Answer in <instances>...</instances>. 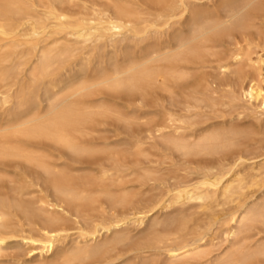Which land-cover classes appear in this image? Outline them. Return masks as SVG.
<instances>
[{"label": "bare ground", "instance_id": "obj_1", "mask_svg": "<svg viewBox=\"0 0 264 264\" xmlns=\"http://www.w3.org/2000/svg\"><path fill=\"white\" fill-rule=\"evenodd\" d=\"M251 33L264 41V0H0V264L145 251L140 264H264V86L242 74ZM99 93L158 95L163 116L88 102ZM34 100L45 103L29 113ZM95 116L133 140L89 146ZM92 156L102 162L84 172Z\"/></svg>", "mask_w": 264, "mask_h": 264}, {"label": "rangeland", "instance_id": "obj_2", "mask_svg": "<svg viewBox=\"0 0 264 264\" xmlns=\"http://www.w3.org/2000/svg\"><path fill=\"white\" fill-rule=\"evenodd\" d=\"M218 1V0H217ZM255 35V33H251L248 37H249V39L251 40L250 42H251V46H250V50L252 51H250L249 50V56H250V61L248 62V64L246 65V67H243V71H242V74H243V76H245L244 77V83H247V80H249V81H252L253 83H255V84H262V86H264V60H262V62H257L258 61V57L259 56H261V59H264V58H262V57H264V49H262V48H264V41H262L261 39H260V41H259V36L257 35ZM251 35H252V37H251ZM255 37H257V38H255ZM255 41V42H254ZM243 44H245V42H242ZM254 45H253V44ZM258 44H259V46H258ZM252 45H253V47H252ZM262 45V46H261ZM252 47V48H251ZM262 47V48H261ZM255 50V51H254ZM250 52L252 53V54H250ZM254 58H255V60H256V63H255V60H254ZM257 58V59H256ZM253 61V62H252ZM97 67V65L95 64V65H92V67H89V68H87L86 67V70H88V71H85V73L84 74H91L92 73V70H94L96 67ZM77 69H74L72 72L71 71H69L70 72V74H69V72H66V73H64L63 74V78H62V76H61V80H65L66 78V81L67 80H69L70 78L72 79L74 76H75V74L77 75V73H79V72H81V71H76ZM84 72V71H83ZM75 73V74H74ZM65 75V76H64ZM68 75H70V76H68ZM80 75V74H79ZM73 76V77H72ZM26 77V78H25ZM66 77V78H65ZM69 77V78H68ZM20 78H21V81H22V83L24 84V86H27V84H28V72H27V70H25V71H23L22 72V74H21V76H20ZM248 81V82H249ZM44 86H48L47 85V83H45V84H43V87ZM55 89V88H54ZM40 93H42L41 91H40ZM108 95L110 96V97H108ZM111 95L112 96H114V98H112L111 97ZM96 96V97H95ZM117 96V97H116ZM156 97H158V95L156 96ZM154 95H153V98H149V100L151 99V101H148L147 99V103L144 101V102H140L139 100H137V101H135L134 100V98H127V97H125L124 95H113V94H107V93H103V96L101 95V93H99L98 95L96 94V95H94V96H92L90 99H88V102L89 103H92V104H97V103H100V102H103V103H105V104H108V105H110V106H115V107H118V108H122V110H123V112H125V113H127V114H131V113H133V116L134 117H138V119H139V121H143L142 119L140 120V118L141 117H143V119H144V122L145 121H151V122H158V121H160L161 120V118H162V114H161V112H158V111H154V109L156 108V107H154L153 105H150V103L149 102H153L154 101V98H156ZM122 99H123V101H122ZM124 99H126V100H124ZM128 99V100H127ZM132 100V101H131ZM37 102H38V100H34V101H32V103H31V105H33V106H31L29 109H28V111L27 112H31L32 113V111L33 112H38V111H40L41 109H42V106L44 105L43 103H45V102H42V104H37ZM154 103V102H153ZM131 104V105H130ZM152 104V103H151ZM136 105H138V106H136ZM149 105V106H148ZM140 106V107H139ZM141 106H143V107H141ZM150 106H153V107H150ZM34 107V108H33ZM134 107H135V110H134ZM120 108V109H121ZM137 108V109H136ZM140 108V109H139ZM158 109H159V107H157ZM34 109V110H33ZM139 110H141L140 111V113H138L139 112ZM143 111V112H142ZM153 111V112H152ZM137 112V113H136ZM146 112V113H145ZM149 112V113H148ZM144 113V114H143ZM129 114V115H130ZM246 114L247 115H251V112H250V109H248V110H246ZM253 114V113H252ZM132 115V114H131ZM144 115H146V116H144ZM154 117V118H153ZM98 118V119H97ZM104 118V119H103ZM109 118H112V117H99V116H95L94 118H93V120H92V122H90V123H88L87 125H86V129H87V131H88V133L89 134H87L84 138H83V140H84V142L87 144L88 143V145L89 146H95V147H100V146H103V145H105V142H106V144H109L110 143V145H114V144H124L125 142L127 143V142H130L131 140H133L132 139V137L133 136H130L128 133H127V127L123 124V123H121V122H118V121H114V120H116V119H109ZM147 118H148V120H147ZM154 120H153V119ZM94 119H96V120H94ZM153 120V121H152ZM251 119L249 118V117H247L246 119H245V123H249V121H250ZM149 121V122H150ZM96 122V123H95ZM94 123V124H93ZM92 125V126H91ZM118 125H119V128H118ZM141 125V126H140ZM90 126V127H89ZM124 126V127H123ZM135 126L136 125H133L132 126V129L133 128H135ZM124 129H123V128ZM126 127V128H125ZM144 128H145V125L143 126L142 124H139V125H137L136 126V128L134 129L136 132H139V131H142V130H144ZM136 129H139V131L138 130H136ZM117 130V131H116ZM124 131H125V134H124ZM117 132V133H116ZM91 134V135H90ZM89 135V136H88ZM262 138H264V136H262ZM105 141V142H104ZM262 141H264V140H262ZM107 142H109V143H107ZM262 143H264V142H262ZM40 146H42V147H44V149H46V150H48L51 154H53V156H55V157H57V155L56 154H58V157H60L61 159H63V160H65V159H67L66 161H71L70 160V158L71 157H69V155L68 154H65L64 152L65 151H63L62 149H58L57 147L55 148V147H52V146H50V145H48V143H44V144H40ZM50 146V147H49ZM53 148V149H52ZM55 149V150H54ZM59 151H61V152H59ZM62 154H63V156H62ZM62 156V157H61ZM66 156V157H65ZM64 157H65V159H64ZM68 157H69V159H68ZM87 159H84L83 158V165H84V167H85V170H84V172L87 170V172L88 171H92V172H96L95 170H97V168L99 167V165H100V163L102 162L101 161V159H102V157L100 158V156H98V158L96 157V156H92V157H86ZM95 159V160H94ZM82 160V159H81ZM91 160V162H89ZM96 162H94V161ZM264 161V155H262V156H260V157H258V158H256L255 159V161ZM252 161H254V159L253 160H247L246 161V163L247 164H249V163H252ZM88 166H87V165ZM93 169V170H92ZM68 227H73L74 225L72 224V223H68V225H67ZM130 228V229H129ZM128 228V230L130 231V233L131 234H133V235H138V233H139V229H135V228H133V227H129ZM76 231V228H71V230H70V232L72 233V232H75ZM6 252H8V251H5V253ZM134 253H132V252H130V253H127L125 256H124V262H123V264L125 263H127V264H140V261H141V259L142 258H145V259H147L148 261L150 260V258H154V256H153V254H152V251L150 252V251H145L142 255H139V254H134ZM156 257V256H155ZM163 257V255H160L159 256V258H161V260L163 259L162 258ZM125 258H126V260H125ZM156 258H158V257H156ZM159 261H160V259H159ZM151 262V260L149 261V263ZM152 263V262H151ZM154 263V262H153ZM154 264H156V263H154Z\"/></svg>", "mask_w": 264, "mask_h": 264}]
</instances>
